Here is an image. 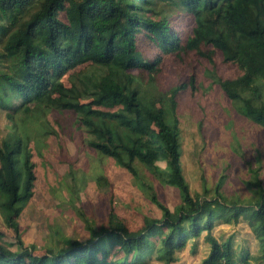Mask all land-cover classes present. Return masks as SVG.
<instances>
[{"label": "trees", "instance_id": "trees-1", "mask_svg": "<svg viewBox=\"0 0 264 264\" xmlns=\"http://www.w3.org/2000/svg\"><path fill=\"white\" fill-rule=\"evenodd\" d=\"M63 10L64 0H0V108L8 118L21 108L71 112L87 135L86 144L133 177L139 174L135 162L150 166L164 159L163 181L178 189L180 202L170 209L149 193L160 217L143 216L138 227L113 220L96 226L85 220L86 239H67L63 246L35 254L34 245L21 239L16 218L33 194L37 149L24 131L16 133L0 140V216L15 232L17 246L9 250L0 245V264H149L153 258L170 264L189 239L193 250L201 236L209 251L200 264H264L260 157L245 161V183L256 189L253 200L226 198L221 192L226 175L219 177L212 194L207 189L192 194L180 163L176 108L181 90H196L194 75L163 95L132 83L128 72L137 69L152 80L173 53L197 52L211 65L206 74L235 110L264 128V107L253 103L264 93V0H77L65 19L58 17ZM189 17L193 26L184 31ZM38 37L43 45L34 44ZM214 50L239 69L237 78L215 75ZM85 63L112 68L114 78L81 75L80 90L65 88L62 77ZM84 95L91 100L80 101ZM241 221L257 240L254 254L246 247L237 250L234 235L212 233L217 224Z\"/></svg>", "mask_w": 264, "mask_h": 264}, {"label": "rangeland", "instance_id": "rangeland-1", "mask_svg": "<svg viewBox=\"0 0 264 264\" xmlns=\"http://www.w3.org/2000/svg\"><path fill=\"white\" fill-rule=\"evenodd\" d=\"M75 1L64 0V10L58 17L65 19L70 3ZM192 26L193 20L189 17L184 31ZM185 35L181 34V42ZM33 42L43 45L40 37ZM201 50L211 53L208 46H202ZM220 57L214 50L215 70L212 71L215 75L223 80L237 78L241 74L239 69ZM165 60L152 80L148 73L140 70L128 72L132 83L163 95L171 86L187 82L188 77L194 75L196 90L189 87L181 90L176 108L182 148L180 163L192 194H203V189L212 194L219 177L226 175L221 186L226 198L253 200L256 189L245 183L248 179L245 161L255 162L256 157H260L263 168L259 173L264 184V128L235 110L223 91L212 82L210 72L206 74L211 65L197 52L183 50ZM103 73L114 78L115 71L87 63L76 65L62 77V84L65 88L80 90L78 79L81 75L100 76ZM261 86L263 91L264 82ZM90 100L89 95L80 97L83 102ZM253 103L264 107V93L253 99ZM6 114L0 108V140L24 131L30 144L37 149L33 194L22 204L16 218L21 239L26 245H34L35 254L44 253L47 247L63 246L67 239H86L85 220L96 226L113 220L138 227L143 216L160 217L161 212L150 200L149 193H156L170 209L180 202L178 189L163 181L164 159L155 160L150 166L135 162L139 174L133 177L111 158L86 144L87 135L71 112L42 107L40 110L21 108L9 118ZM0 231V245L15 250L16 234L4 224L1 216ZM212 233L216 237L234 235L237 250L246 247L251 254L258 250L256 238L242 221L217 224ZM192 242L189 239L185 248L177 252V260L170 264H200L209 247L203 242V236L193 250ZM149 264L165 263L153 258Z\"/></svg>", "mask_w": 264, "mask_h": 264}]
</instances>
